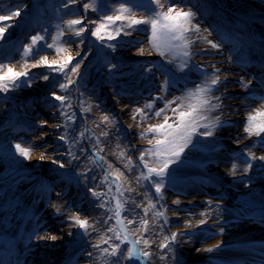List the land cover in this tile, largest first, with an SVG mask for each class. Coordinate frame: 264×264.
Segmentation results:
<instances>
[{
	"label": "bare ground",
	"instance_id": "obj_1",
	"mask_svg": "<svg viewBox=\"0 0 264 264\" xmlns=\"http://www.w3.org/2000/svg\"><path fill=\"white\" fill-rule=\"evenodd\" d=\"M23 1L0 0V9L5 5H16ZM178 1L188 4L186 0ZM193 1L200 9L197 10L198 17L194 22L199 25L201 32L193 33V49L189 52L190 58L197 64V74L193 72L192 83L195 88L205 80L214 78V73L220 76L219 84L210 93L220 98V107L203 113L208 118L207 124L212 128V135H198L199 142L202 140L208 147L202 151L208 153L204 164L194 169L177 171L187 175L189 184L186 192L193 196V203L179 208V215L174 222H164L162 227L156 226L151 216L145 215L146 205L142 192L124 181L122 176H118L119 169L109 158L99 164L93 163L94 150L86 145L87 152L84 155L87 158L83 159L86 161L88 157L92 158L88 165L91 170L87 172L89 179L85 182L84 175L81 178L82 184H86L83 186L81 197L82 200L84 198L82 219H88L90 215L91 226L87 229L88 234L78 226H70L72 222L67 219L69 216L65 204L68 194L74 190L75 183L69 180L65 158H57V145L53 142L56 139L50 138L47 141L42 136L53 135L52 132L56 129L54 124L50 127L53 117L43 115L45 121H49L45 125L48 129L45 131L44 126L37 129L35 134V138L39 139L36 147L43 149L32 155L28 163L33 172L32 177L16 179L14 175L0 174V236L6 234L5 231L13 235V247L19 252L17 257L20 264H111L115 258L101 255L99 249H94L92 245L100 243V236L105 234L113 239L109 244L101 243V248L120 243V240L114 239L116 233H119L121 239L127 236V240L121 244L125 254L131 247L144 249V238L150 241L149 250L152 256L149 260L134 257L123 261V264H264V161L249 160L247 155L249 151L257 157L264 155V133L258 137L248 136L244 132L249 113L254 114L255 110L264 105V0ZM25 11L23 8L21 15L14 17L17 36H20V32H25V29L20 28V22L26 18ZM82 15L85 16L86 13ZM68 21L65 20L67 27ZM198 35L206 37L219 47L212 48L207 40L197 39ZM88 37L92 38L90 35ZM4 38L5 35L0 39V55L8 58L11 57L13 48L10 43L4 44ZM148 50L150 49L145 42V54L137 55L131 51L122 55V59L127 61L138 58L146 63L143 56L154 57ZM96 54H99V50L94 43L93 55ZM152 57L149 59L153 61ZM47 59L50 62L58 61V57L54 56ZM216 69H219L218 73L215 72ZM204 71L211 72L212 76L199 77L198 74ZM98 78L103 87L102 93L112 101V106H118V112L128 124L127 129L135 126L129 122V107L126 104L128 100L118 101L117 97L106 89L103 80ZM241 79L250 81L247 87L241 85ZM44 84L46 85V82L41 78L38 86L28 94L27 103L23 102L22 96L18 98V105L32 109L33 113L39 115V112H42L40 105L35 104L33 100L36 94L45 88ZM58 86L55 84L54 88L58 90ZM7 103L6 94L0 92V130L6 129L1 131L0 139L10 130L18 131L13 124L3 120ZM211 103L216 104L217 101L213 99ZM79 114L86 125L84 116ZM217 117L219 123H215ZM261 121H264V117L257 118V122ZM19 131L26 133L23 129ZM41 131H44V134ZM42 152L46 156L44 160L40 159ZM203 153L200 152L202 155ZM53 159L57 163H53ZM59 163H64L65 167L60 168ZM248 163L251 167L245 173L244 169ZM109 164L112 165L111 169L108 168ZM233 164L237 165L235 173L232 172ZM54 172L58 173L57 175L62 174L57 176ZM119 172L122 173L120 170ZM106 173L109 174L107 181L104 180ZM93 176L96 177L95 181L90 178ZM90 186L99 191L106 200L109 209L107 214L98 212L92 216L89 213L92 208V196L88 191ZM130 188L134 190L128 191ZM183 199L180 198L179 201ZM117 202L122 205L119 217L115 215ZM136 204H140V207L137 208ZM54 205L60 206L64 214H56ZM20 206L23 215L15 213V209ZM128 209L134 211L130 212ZM108 217L111 219L105 224L104 220ZM133 217L147 219L148 230L145 231L142 223L128 224V219ZM200 220L206 222L200 224ZM187 224H191V227H186ZM108 227H112L114 231L108 233ZM160 229L163 230L162 233ZM182 232L186 233L182 244L176 241L171 243V251L159 247L165 236ZM50 235H56L58 239L53 241L48 238ZM40 236L45 238L40 239ZM138 239L141 242L136 244ZM36 243L39 244L38 247ZM215 245L219 247H214ZM208 248L213 250L205 251ZM89 253L92 255L89 256ZM161 256H164V259H161Z\"/></svg>",
	"mask_w": 264,
	"mask_h": 264
},
{
	"label": "rangeland",
	"instance_id": "obj_2",
	"mask_svg": "<svg viewBox=\"0 0 264 264\" xmlns=\"http://www.w3.org/2000/svg\"><path fill=\"white\" fill-rule=\"evenodd\" d=\"M176 2L181 4L178 0ZM66 3L67 0H24L22 3L5 5L3 9H0V15H8L11 10H15L17 7L21 10L23 8L26 9V18L20 22V28L25 29V32H20V36H17V31L14 30V23L16 22L14 17L10 21H3L0 24L1 26L9 23L13 25L5 32L3 41L4 44H11V48H13L11 52L12 57L5 58L0 55V65L5 66L0 68V71H6L7 67H12L15 71H28L30 76L27 79H30L31 82V86L23 84L7 93L1 92L6 94L8 102L3 120L9 124H13L14 128H17L18 131L10 130L9 133L5 134V137L0 139V174L7 173L11 176L14 175L16 179L19 177H32L33 172L28 163L32 155L36 154L39 149H43V147H36L39 139L35 138V134L37 129L42 128L40 127L41 122L45 121L43 115H48L47 117L52 116L53 119L50 120V127L53 124L55 127L58 124L64 126L60 128L56 127L54 132H52L53 135L42 136L47 141L50 138L56 139L53 142L57 145L55 152L59 155L57 158H65L69 180L75 183L74 190L68 196L66 194L68 203L66 202L65 207L67 208L66 211L69 217L74 215H79L80 219L83 217L82 203L84 198L82 200L81 197L84 192L83 186L85 187L86 184H82V175L80 173L88 169V165L91 163L90 158L92 157H88L89 159L86 161L83 158H87L84 155L87 152L86 145L94 150L93 145L99 141V147L104 149L100 155L109 158L111 163H114L115 167L122 171V179L131 183L142 192L147 214L151 216L153 223L160 227H162L164 222L172 223L179 215V208L193 203V196H189L188 191L186 192L189 184L186 179L187 175L177 171L201 167L208 155L207 152L203 153L202 151L208 149V147L202 140L199 142L198 135L200 134H196L192 136L191 143L184 149L179 159L171 156V151L174 150L172 144L162 146L160 155L157 157L155 154V139H163L164 137L156 133H147L146 136L141 137L140 133L147 132V128L150 125L164 123L163 116H152L151 119L144 121L136 113V109H143L146 104L152 103L156 97H164V99H156L153 105L156 110L162 109L167 101L173 100L175 97H181L190 90L195 89L192 83V75L193 72L197 74V64L190 58V55H183L184 51L190 52L193 49V33L186 34V38L189 41L187 48L183 46V41L169 40L164 37H161L158 41L159 47H156L153 43H150L152 38L150 25L142 24L137 25L133 29L125 28L124 31L117 35L115 28L129 22L124 20L117 21L115 24L109 25V27L104 29L101 33L102 39L92 36L91 31L83 33L81 37H76L74 31L69 30L65 26V20L82 19L85 17L82 14L86 13L88 19H85L84 23L87 22L88 27L94 29L97 25L90 23L89 21L91 20L99 22L104 19L105 15L117 14L142 19L146 18L149 15L150 8L155 6L150 4V0H126V2L125 0H77V3L64 7ZM85 3L90 5L87 10L83 7ZM121 3H124L125 7H129L131 11L128 13L116 12L115 10L120 8ZM181 5H184V11L191 10L195 12V20L197 19L198 12L193 5ZM105 23L107 22L105 21ZM81 26L76 25L73 28ZM126 32L131 34H125ZM108 34H111L115 38L108 40ZM36 35H43L45 40L38 42L40 50L33 58L35 46L32 44V37ZM88 35L94 40L92 41ZM81 39H83V43H80ZM145 42L148 45V49H150L148 53L154 55V57L149 55L143 56V60L147 61L146 63L138 60V58L127 61L122 59V55L128 54L131 51L137 55L145 54L144 51L141 52ZM94 43L99 50V54H96L97 56L93 55ZM48 44L53 45V47L48 48ZM108 45H112V47H108ZM26 49H33V53L26 55ZM77 53L80 55L78 56ZM44 56H47V58L50 56L58 57V61H55L56 63L53 67H58L65 60L63 57H74L75 59L72 61L73 65L77 60L83 58V63L78 70L79 76L76 73L70 74V78L76 80L77 83L69 87L67 93L68 99L66 101L67 104L71 105L67 111L75 113V123L70 121L65 122L60 115V110L53 107V104H58L59 102L52 99L51 93L56 91L57 94H62L59 88L58 90L54 88L55 84L58 85V81L66 82L62 81L61 74L50 70L45 65L33 67ZM149 57H152L153 61ZM59 58H62V60ZM182 63L187 64V67L183 68V70L180 68ZM43 74H48L50 79L44 80L46 82V85L44 84L45 88L39 91L33 100L35 104L40 105L39 109L42 112H39L38 115L33 113L32 109L18 105L17 101L18 98L24 96L22 100L27 103L28 94L38 86V82L41 80ZM201 75L203 77L207 75L209 77L212 76L209 71L198 74L199 77ZM98 77L103 80L106 89L114 97H117L118 101L121 99L128 100L126 104L129 107V122L135 126L128 127L129 130L127 129L128 124L123 121L122 116L117 110L118 106L114 104L112 106L111 100L109 101L105 94L102 93L103 87ZM48 85H53V87ZM162 87L163 91L161 90ZM136 94L137 97H135ZM133 97H135V100ZM81 101H83L82 107ZM188 103L195 104L198 101L195 98L185 100V104ZM89 106H91V111L84 112L83 108H88ZM171 107H176V105L173 104ZM79 113L84 116L86 125H84ZM134 115L136 119H133ZM164 115L170 117L169 123H175L176 118L170 109ZM104 116H108L109 120L103 121ZM204 116L206 119L200 121L201 124L208 123L207 116L205 114ZM46 128L48 129L45 126L44 130ZM20 129H23L26 133L23 134L19 131ZM5 130L4 128L1 129L0 133ZM204 131H207V129H197V133ZM81 132L84 133L83 137L80 136ZM104 132L109 134L105 136L103 135ZM42 133L44 134V131ZM61 134L67 136L65 141L58 138ZM178 137L179 134H177L175 141L177 146L183 143ZM73 139L77 142L74 143ZM169 139L171 140L172 137H169ZM150 140L152 141L151 144L149 143ZM17 143H20L22 147L30 149L27 159L16 151L15 145ZM81 148H84L83 152L80 151ZM69 149L78 155L80 159L73 160L67 154ZM145 149H153V153L151 154L144 152V162H147L149 168L162 167L163 161L166 159L175 161L169 164V168L162 178L163 187L159 195L155 193L153 183L143 179L138 180L141 173L147 174L144 162L139 160ZM122 152L124 153L123 157H121ZM129 159L132 161L131 165H128ZM126 165L128 166L126 167ZM55 174L57 175L58 173ZM153 179L158 178L154 177ZM180 198L184 199L179 201ZM102 202L105 203L106 207H98L97 204L99 202L92 197V203L90 202L92 208L89 210L92 216H95L98 212H101V214L108 213L109 209L104 198H102ZM150 202L155 204L154 208L149 207ZM21 206L19 209H15V213L23 215ZM156 213H162V215H156ZM88 217L87 220L90 223V215ZM160 231V233L163 232L162 229ZM5 233L7 232L5 231ZM182 233L183 235L179 233L176 239V242L179 244H182L186 239V233ZM10 235L13 236L12 234ZM35 245L38 247L39 244L36 243Z\"/></svg>",
	"mask_w": 264,
	"mask_h": 264
},
{
	"label": "snow or ice",
	"instance_id": "obj_3",
	"mask_svg": "<svg viewBox=\"0 0 264 264\" xmlns=\"http://www.w3.org/2000/svg\"><path fill=\"white\" fill-rule=\"evenodd\" d=\"M126 2V0H125ZM77 3V0H67V3L64 5V7H68L71 4ZM150 4L154 5L155 7L150 8L149 15L146 18L137 19L134 16H125L122 14L117 15H105L104 19L97 22L96 20H91L92 24H96L97 26L92 29L88 27V24L84 23L85 19H88L85 15L82 19H71L67 22L68 28L71 31H74V35L76 37H81L83 33L86 31H91V35L97 37L98 39H102L101 33L104 29L109 27V25L115 24L117 21H129L128 23L122 25L121 27L115 28V31L117 35H119L122 31H124L125 28L127 29H133L137 25H150L152 30V38L150 43H153L154 46L159 47L158 41L161 39V37L167 38L169 40H175V41H183V46L185 48L188 47L189 41L186 38V34L188 33H200L201 29L197 23H195V16L196 13L189 10L184 11L183 7L184 5H181L176 2V0H150ZM84 9H89L90 5L88 3H85L83 5ZM118 13H128L131 11L129 7H125L124 3H121L120 8L115 10ZM21 15V9L17 7L15 10H11L8 15H0V22L3 21H10L13 17H19ZM105 21L107 23H105ZM76 25H82L79 28H73V26ZM12 24H5L3 26H0V39H3L5 32L8 28H11ZM62 34V33H61ZM125 34L130 35L131 33L126 32ZM115 37H113L111 34H108L107 39L112 40ZM197 39L201 40H207L204 36H197ZM45 40V37L43 35H36L32 37V44L35 46V53L33 54V58L35 54L39 53L40 45H38V42H42ZM74 42V41H70ZM80 43H83V39L80 40ZM207 43L212 48H218L219 45L216 43H213L211 40H207ZM48 48H52L53 45L48 44ZM108 47H112V45H108ZM59 51V49H58ZM143 50H141L142 52ZM30 53H33V49H26L25 54L28 55ZM79 56L80 54L77 53ZM184 56L190 55L188 51L183 52ZM75 58L72 56H68L65 58L63 62L59 64L58 67H53V65L56 63L53 61L52 63L48 62L47 56H44L41 58V60L33 65V67H39L41 65L47 66L50 70L54 72H58L61 74L62 81L66 82H60L58 81L59 90L62 94H57L56 91H53L51 93L52 99L54 101L59 102L58 104H53L54 108H57L60 110V115L64 119L65 122H72L75 123V113H71L67 111L68 108L71 107V105L67 104L66 101L68 99L67 93L69 91V87L71 85H74L77 83L76 80H73L70 78V74L76 73L77 76H79V68L80 65L83 63V58L80 60H77L76 63L73 65L72 61ZM71 65V67H70ZM5 67L4 65H0V68ZM115 67V66H113ZM187 67L186 63H182L180 65L181 70L183 68ZM216 73L219 72V69L215 70ZM214 78H212L210 81L205 80L202 85H197L194 90H190L188 93L181 97H175L173 100H169L165 103L164 108L156 110L154 108V103L156 99H164V97H156L154 98L152 103H148L144 106L143 109H136V113L140 115L141 120L147 121L148 119H151L152 116L155 117H161L163 116L164 123L162 124H156V125H150L147 128V132H141V137H144L147 135V133H156L160 136H163V139H155V154L157 157H159L161 152V147L165 145L172 144L174 146V150L171 151V156L175 157L176 159H179L181 153L184 151V149L191 143L192 136L196 134L204 135V136H211V126L207 123L201 124L200 121H203L206 119L204 116V112L220 107L219 100L220 98L214 95H210L212 93V89L217 86L220 82V76L213 74ZM30 76V73L28 71H15L12 67H7L6 71H0V92L7 93L10 90H13L15 88L20 87L23 84H28V86H31L30 79H27ZM26 78V79H21ZM42 79L49 80L50 77L48 74H43ZM241 85L243 87H247L249 82L243 81L241 79L240 81ZM163 91V87L161 89ZM195 98L198 103H188L185 104V100H191ZM215 99L217 101L216 104L211 103V101ZM175 104L176 107H171V105ZM83 106V101H81V107ZM171 110L173 113L175 119V123H169L170 117L167 115H164V113L167 110ZM84 112L91 111V106L88 108H83ZM258 117H264V105H262L261 109L255 110L254 114L249 113L247 117V124L244 127V132L248 134V136H261L262 133H264V121L257 122ZM133 119H136V116H133ZM109 117L104 116L103 121H108ZM219 117L216 118L215 123H219ZM47 121L41 122V127H44L47 125ZM64 125L58 124L56 125L57 128L63 127ZM198 128H204L207 129V131H204L202 133H197ZM109 133L104 132L103 135L107 136ZM177 134H179V139L183 141L182 144L176 145L175 141L177 139ZM84 133L81 132L80 136L83 137ZM169 137H172L170 140ZM60 140L65 141L67 139V136L64 134L59 135L58 137ZM73 142L75 139H73ZM149 143L151 144L152 141L150 140ZM94 148V158L92 159L93 163L99 164L100 162H105V157L103 155H100L104 151L103 148L99 147V141L95 145H93ZM16 151L25 159L29 157L30 149L28 147H22L20 143H17L15 145ZM81 152L84 151V148L80 149ZM144 152H147L149 154L153 153V149H145L143 150L141 156L139 157V160L144 162ZM69 156L72 157L73 160H79L80 157L76 154H74L71 149H69L68 153ZM248 158L249 160H255L259 159L261 161H264V155L257 157L254 153L251 151L248 152ZM124 156V153H121V157ZM46 158L45 153H41L40 159L44 160ZM53 163H57L55 159L52 160ZM71 162V161H69ZM175 162L174 160H164L163 166L160 168H149L147 165V162H144V167L147 168V174L141 173V176L138 177L139 179H143L145 181H150L153 183L155 187V193L159 195L161 193V189L163 187V176L165 175L167 169L169 168V164ZM132 161L129 159L128 165H131ZM126 165V167L128 166ZM59 167L63 168L65 167L64 163H59ZM251 167V164L248 163V166L244 169V172L246 173L248 168ZM108 168L111 169L112 165L109 164ZM131 170V169H129ZM237 170V165H232V172L235 173ZM91 171L90 169H85L83 173H80L81 175H84L85 182L89 179V176L87 175V172ZM118 176H122L123 173H120L119 170H117ZM108 175L104 176V180H108ZM158 179H153V178ZM93 181L96 180V177H90ZM111 189H109L110 191ZM134 189H128V191H133ZM88 191L91 193V196L94 200L98 201L97 204L98 207L104 208L106 207L105 203L102 202V194L95 190L93 187H89ZM59 193L57 196L59 197ZM123 195V193H121ZM135 203V201H133ZM122 205L117 202L116 205V211L115 215L117 217L120 216V208ZM136 207L139 208L140 204H136ZM150 208H154L155 204L149 203ZM55 212L58 215L64 214L61 211L60 206L54 205ZM128 211L133 212L134 209H128ZM145 215H147V209L145 210ZM156 215H162V213H156ZM201 215H205V213H201ZM69 221H71L70 226H78L80 229L84 230L85 234L87 233V229L91 226L89 224V221L87 219H80L79 215L70 216L67 218ZM111 217H108L104 220L105 224H108ZM119 222V221H118ZM205 220H200V224H204ZM143 224L145 231L148 230V220L141 217L137 219L136 217H133V219H128V224ZM186 227H191V224H187ZM95 230V229H94ZM127 231V229H125ZM108 233H111L114 231L112 227H108L106 230ZM177 233H171L170 236H165L164 242L160 243L159 247L161 249H167L168 251H171V243H174L177 239ZM180 235H183L181 233ZM40 239H44V236H40ZM48 238L55 241L58 239L56 235H50ZM113 237L105 235L100 236V243L92 245L94 249H99L101 255L114 257L115 259L111 262V264H123V261L125 260H131L132 258L136 257H143L145 260H149L152 256L151 251L149 250L150 241L146 238L143 239V244L145 246L144 249H137L135 247H131L127 249V254L124 253V251L121 249V244H123L127 240V236L124 237V239H121L119 233L115 234L114 239L120 240V243L110 244L109 247L101 248L100 244H109V241L112 240ZM141 241L138 239L136 241V244H139ZM214 247H219V245H215ZM109 248H111V251H109ZM212 248L205 249V251H212ZM199 251V250H197ZM89 256L92 255V253L88 254ZM161 259H164V256H161Z\"/></svg>",
	"mask_w": 264,
	"mask_h": 264
}]
</instances>
